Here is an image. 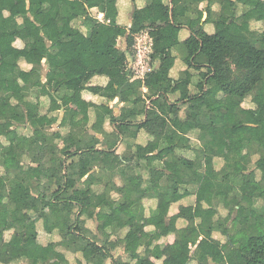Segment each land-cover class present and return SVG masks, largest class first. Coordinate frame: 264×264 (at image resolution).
<instances>
[{
    "label": "trees",
    "instance_id": "trees-1",
    "mask_svg": "<svg viewBox=\"0 0 264 264\" xmlns=\"http://www.w3.org/2000/svg\"><path fill=\"white\" fill-rule=\"evenodd\" d=\"M143 1L144 7L134 10L131 26L126 34L121 28L111 31L109 26L99 23L88 14V10L97 8L103 13L106 21L111 20L117 14V0H86L85 5L79 0H27V5L16 3L15 0H0V50L16 39H20L24 44L23 49L15 51L7 59L13 63L14 71L9 75L0 72V80H20L23 84L19 94H10L17 100L13 107L10 99L2 97L5 93H0V103L7 105L6 114L0 115V124L6 130L8 142V146L0 143V264H11L17 250L26 252L21 264H50L56 258V247L59 244L52 243L44 247L39 245L37 233L29 228L38 221L42 222L45 232L51 233L57 229L59 234H63L66 237L62 242L63 246L72 253L80 251L84 264H128L113 254L115 247L106 249L102 245L98 249L93 242H97V239L84 229V219L92 217L98 202L88 197L87 190L76 186L80 174L74 167L75 155L65 152L61 158L57 157L59 152L55 140L60 136L47 133L56 120L36 114L27 126L33 131L30 138L17 133V129L10 130V127L13 124L26 126L25 112L32 109L23 99L35 87L39 89L36 93L37 99H49L50 112L64 107L61 126L69 127L68 138L76 139L73 126L77 113L68 107L73 96L84 90L108 100L120 96L123 102H131L134 105V109L126 111V115L133 116L144 112L145 102L137 93L141 85L147 88L148 99L158 96L157 99L151 100V106L145 112V121L135 125L132 135L135 137L136 133L142 130L151 137L146 147L148 154L158 149L159 144L162 145L161 152L173 154L176 148L187 146L189 141L185 136L197 129L198 116L203 114L212 120L207 129L199 132L198 140L204 148L203 155L213 159L221 158L224 166L218 172L213 171L212 180L206 187L199 188L196 203L215 210L216 214L218 209L222 208L226 210V216L202 219L198 210L181 208L177 216L167 219L172 197L182 185L188 183L190 176L194 179L197 174V166L194 165L189 170L177 161V168L167 175L168 183L164 186L155 185L153 188L157 196L155 212L148 219H143V225L139 228L131 225L126 236L120 238L118 244L124 245L125 249L131 241H138L146 246L143 237L144 226L158 228L164 225L167 219L168 229L176 236L175 242L161 250L159 246H155L150 255L155 258L164 257L163 264H188L192 260L188 246L194 245L199 237L203 236L209 241V245L205 252L197 251L193 259H197L199 264H208V259L211 258L212 233L218 231L225 238L229 237L228 221L231 215L237 212V207L242 206L247 221L244 224L234 223V231L240 235V242L236 246L227 242L223 255L213 258V263L264 264V224L249 217L250 211L264 214V184L255 192L248 185V176L244 177L241 173L233 171L236 161L241 159L246 166L250 155L257 153L260 156L257 168L264 178V36L249 29L246 14L252 8L250 0H217L221 10L214 19L210 12L214 0H208V6L204 10L207 13L206 22H225L226 34L223 37L217 33L207 34L200 25L203 11L199 10V5L205 0H185V15L181 18L171 16L176 26H182L190 32L189 39L182 45L186 49L187 57L184 61L188 68L205 67L197 85L199 93L194 95H190L186 89L190 83L188 72L184 73L180 85H172L169 72L174 58L169 50L159 54L152 53V58L159 59L160 65L145 77L143 84L140 81H128L124 71L125 54L118 60L103 55V45L114 47L120 37L126 38V53L130 55L136 35L149 30L154 40L157 38L158 33L151 31L152 6L162 0ZM238 5L245 8L240 16L236 15ZM164 14L169 15L167 5L164 7ZM79 18L83 19V25L87 29L85 35L71 26V23ZM18 19L22 20V24L18 23ZM256 20H264V3ZM45 39L55 42L56 46L48 48ZM67 41L75 42L76 52L90 61L87 68L76 64L70 56L62 52L61 45ZM37 55H44L46 58L49 69L46 77L48 88L40 82V68L34 60ZM21 59L33 65L29 73L18 69L17 61ZM94 76L106 77L107 86L104 89L88 87L87 84ZM204 87L211 89L217 98V103L211 108L201 106L200 99ZM177 91H183L179 101H184L186 119L180 122L171 118L169 125L162 116H178L181 108L177 104H170L168 100V94ZM248 97H251L254 105L252 110L241 108L242 102ZM229 104L235 105L231 113L227 111ZM138 105H142L141 110L137 109ZM93 108L96 122L92 129L96 130L97 125L103 124L105 117L112 116V111L105 105ZM33 112L36 113V110ZM172 127L180 135L175 133ZM221 128L230 132L237 146L235 153L223 152L224 145L218 139V131ZM81 142L83 152L80 157L88 155L93 160L97 139L88 136ZM244 150L248 152L245 157L241 155ZM7 152H14L20 162L26 156L28 163L10 165L6 158ZM158 157L157 154L147 157L146 160L154 161ZM62 159H65V165ZM30 163L36 164L37 169L44 174L47 173L48 166H55V180H47L42 176L40 181H35V168ZM60 181L63 185L58 186ZM247 190L251 191L250 195H246ZM259 201L260 206L257 205ZM112 205L114 204L107 202L105 207ZM49 206L56 208L58 214L47 213L45 210ZM187 214H193L199 220L197 233L194 235L188 233V227L181 230L175 228L176 220L184 218ZM6 232L12 233L9 240H4ZM148 257H137L136 264H153Z\"/></svg>",
    "mask_w": 264,
    "mask_h": 264
},
{
    "label": "crops",
    "instance_id": "crops-1",
    "mask_svg": "<svg viewBox=\"0 0 264 264\" xmlns=\"http://www.w3.org/2000/svg\"><path fill=\"white\" fill-rule=\"evenodd\" d=\"M81 3H85L86 0H79ZM234 1V0H231ZM16 3L28 4L27 0H15ZM264 3V0H250L252 5L251 10L247 11L246 18L249 23L250 31L264 36V20L258 21L256 17L260 14V7ZM85 5V4H84ZM145 5V1L138 0L132 2L131 0H117L116 10L117 14L111 20H105L103 13L97 8L88 10V14L92 19H95L99 23L109 26L113 31L115 28H121L129 32L132 14L135 9H141ZM165 5L169 8V15L164 14ZM208 6V0L203 1L199 5V10L203 11V15L200 21V25L203 26L204 31L212 35L217 33L220 37L226 34V23H211L206 22L207 13L204 11ZM221 10V5L217 0H214L211 4L210 12L213 14L212 18H215ZM243 6H237V16H240L244 12ZM186 13L185 0H162L152 6V30L157 32V38L154 40L153 53L159 54L164 50H169L174 58V63L169 72V79L172 81V85H180L184 79V73L190 74V83L186 87L190 95H194L198 90V84L200 81V75L205 72V67L200 68L194 66L188 68L184 58L187 57L186 49L182 47L183 44L189 39L190 32L182 27L176 26L172 21V17L181 18ZM19 24H22V20H17ZM72 28L77 29L83 35L86 34L87 29L83 25V19H75L71 23ZM149 32V30H146ZM145 32V31H144ZM150 33V32H149ZM46 46L52 48L56 46L55 42H50L45 39ZM24 44L20 39H16L12 44L5 46L0 50V72L9 75L14 71V65L7 59L15 52L23 49ZM61 50L66 55L70 56L76 64L87 68L90 65V61L82 54L76 52L75 42H64L61 45ZM127 43L125 37H120L116 40L114 47L103 45L102 53L106 58L112 60H118L122 54H125V65L131 60L130 54H127ZM35 62L40 68L39 76L42 86L47 87V74L48 65L44 55H37L34 58ZM18 69L21 72L29 73L33 65L25 60H18ZM151 68L152 71L156 70L159 65V59L151 56ZM127 73V79L130 83L133 81H140L142 84L144 79L133 77L131 72L124 69ZM151 71V72H152ZM108 84V79L104 76H94L87 84L91 88L104 89ZM23 84L20 80H0V93L5 99H10L12 107L17 104V100L11 97L10 94H16L21 91ZM38 88H32L27 97L23 100L29 104L32 110L26 111V126H18L13 124L10 130L17 129V133L25 136L32 137L33 131L27 127L28 123L36 116H47L48 118H54L56 121L52 123L47 130L48 134H58L60 138L55 140L58 158L63 156L62 154L67 152L75 155V169L80 174V179L76 183V186L82 190H87L88 197L98 202L92 217L84 219V229L88 230L93 238L97 239L93 241L94 244L100 249L102 245L106 249H113V254L118 258H122L125 263L136 264L137 257L149 256L148 259L153 264H163V258H155L150 253L154 250L155 246H159L160 250L165 246H171L174 244L176 236L168 229V220L179 214L181 208H192L198 210L202 219L225 217L226 210L218 209V214L215 210L209 209L205 205L196 203L197 193L200 187H206L212 180L213 171L218 172L224 166V161L221 158H211L203 155L204 148L201 142L198 140V134L201 131L207 129L212 120L206 115H200L197 117L196 125L197 129L190 131L185 138L188 139V144L185 147H178L174 150L173 154H168L166 151L161 152L162 145H158V149L155 151L146 152V147L151 137L146 135L145 132L140 130L133 137L135 125L142 123L146 119L145 112L149 106H151V100H155L158 96H153L152 99L147 98V88L141 85L137 93L142 96L144 100V112L137 115H126V111L134 109V105L131 102H123L120 96H116L113 100H108L98 94H94L88 90H84L82 93L73 96L68 107L70 110L77 113L73 126V133L76 139L68 138L70 128L61 126V122L64 117V107L56 112H50V101L47 97L36 98ZM203 94L201 95V106L211 108L217 103V98L213 95L211 89L204 87ZM183 91H177L172 94H168V100L170 104H177L181 108L177 117L162 116L169 125H171V118L177 119L182 122L186 119L185 104L184 101H179ZM60 102H58L59 104ZM107 106L112 111V116H107L104 119L102 125H97L96 130L92 129L96 122L95 109L93 106ZM142 105H138L137 109L141 110ZM5 103H0V115L6 114ZM235 108L234 104L227 106L228 112H233ZM241 108L244 110L254 109L251 97L246 98ZM36 110V113L33 112ZM32 111V112H31ZM112 119V121H111ZM264 120V115H263ZM175 133H180L172 127ZM172 130V131H173ZM164 135V133H163ZM88 136L97 139L98 143L95 145L93 160L88 155L80 157L83 152L82 142L83 138ZM78 138V139H77ZM218 139L223 143V152L225 154H232L237 151V146L233 142L230 132L225 128H221L218 131ZM86 140V139H84ZM3 142V146H8L6 140V130L0 124V143ZM161 146V147H160ZM159 157L152 160H146L147 157H153L157 154ZM248 154L246 150L242 152V156L245 157ZM6 158L9 160L10 165H23L27 164L26 156L20 162L14 152H7ZM63 164L65 165V159ZM54 161V160H53ZM177 161L183 163L186 169H191L193 166H197L196 177L192 176L188 179V183L182 185L179 191L172 197L171 206L168 211L167 219L164 225L155 228L154 226H144L143 233L145 236L146 246L140 244L138 241L129 242L127 248L124 245H119V239H123L130 226H136L139 228L143 225V219H148L155 212L157 206V196L154 192V186H164L167 181V175L172 173L177 168ZM260 162V156L257 153H253L249 157V163L245 166L244 162L239 159L234 164L233 171L241 173L244 177H249V183L251 190L257 192L260 189V185L264 184V178L259 171L258 164ZM35 168L33 176L35 181H40L42 176H45L47 180H55L56 175L55 166H48L47 173L44 174L37 169V165L30 163ZM212 169V171L210 170ZM63 185L60 181L58 186ZM251 191L247 190L246 195H250ZM107 202H111L112 206L105 207ZM258 206L261 205V201L258 202ZM47 213L57 215L58 210L52 206H49L46 210ZM3 216V215H2ZM249 217L253 218L256 222L264 224V214H258L254 211H250ZM247 221V217L244 213L242 206L237 207V212L231 215L228 221L227 227L229 228L230 236L225 238L218 231L212 233L211 242V258L208 259V264L213 263V258H219L223 255V249L228 242L231 246H236L240 242V235L234 231V223L244 224ZM124 223V225L122 224ZM199 220H197L193 214H187L184 218H179L175 222L176 229H186L189 234H196ZM30 230L37 233V242L41 246H47L55 243L59 244L56 247L58 251L56 258L50 262V264H84L81 257V252L76 251L72 253L70 249L63 246L62 242L66 239L63 234H59L57 229H54L51 233H47L43 230L42 222L38 221L35 224L29 226ZM103 232L101 235L100 232ZM11 232H6L4 240H9ZM140 236V235H138ZM142 237V236H140ZM209 245V241L200 236L198 241L194 245H189L190 257L192 260L188 264H199L197 259H193L197 251L203 253L206 251ZM111 251V250H110ZM26 252L23 250H17L14 254V260L11 264H21L24 261ZM241 264V263H237Z\"/></svg>",
    "mask_w": 264,
    "mask_h": 264
},
{
    "label": "built area",
    "instance_id": "built-area-1",
    "mask_svg": "<svg viewBox=\"0 0 264 264\" xmlns=\"http://www.w3.org/2000/svg\"><path fill=\"white\" fill-rule=\"evenodd\" d=\"M154 40L149 32H141L134 37L131 60L126 65L133 77L144 79L151 71V55Z\"/></svg>",
    "mask_w": 264,
    "mask_h": 264
}]
</instances>
